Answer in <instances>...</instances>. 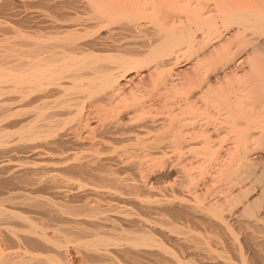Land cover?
Here are the masks:
<instances>
[{"label":"bare ground","instance_id":"1","mask_svg":"<svg viewBox=\"0 0 264 264\" xmlns=\"http://www.w3.org/2000/svg\"><path fill=\"white\" fill-rule=\"evenodd\" d=\"M15 1L18 0H0L1 12H7L9 4ZM37 1L47 4L41 5L54 18L53 22L50 20L52 24L45 18L51 25L45 22L33 25L34 17L29 16L32 22L26 20L25 34L21 31L23 34L15 33V39L11 38L12 34L11 39L0 38V264H199L197 260L203 255L193 261L194 258L183 256L185 251L178 254L180 251L172 248L183 235L186 236L182 237L186 239L183 242H189L188 253H194L190 254L192 257L206 252L210 260H216L214 264H264V237L256 235L262 231L261 224L264 225V156L259 155L264 149L261 121L264 122V113L257 116L256 107L255 111L250 108L256 114L254 118L248 110L257 97L260 99L256 102L263 104L264 64L253 60L264 61V0H59L53 5L55 10L69 9L68 13L71 7L81 4L79 8L86 9L87 15L80 17L77 13L75 18L74 13L68 16L72 12L58 16L45 0ZM38 11L35 13L41 16ZM52 12L57 15L53 16ZM121 34L125 37L117 38ZM255 56L262 58L258 61ZM209 66L214 70L208 69ZM145 91L149 98L145 94L146 101L138 100ZM261 109L264 111L263 106ZM153 110H162L165 115L164 119L160 116L158 126L155 125L158 122L148 125L155 117ZM142 111H149V116L152 113L151 121L147 115L140 116ZM124 120L137 122H131L132 128ZM260 121L261 124L257 123ZM123 122L130 127L126 125L128 129H124ZM220 123L224 127L230 125L231 133L224 130L227 137L221 133L223 136L218 137L221 141L215 140V143L212 142L215 135L211 134L223 129ZM257 128L262 131H252ZM65 132H150V136L151 132H162V135L156 134L157 139L151 144L143 141L145 144L140 146L143 150L158 149L168 137L174 142L172 134L167 135L174 132L177 144L188 148L200 145L201 152L216 159L221 168L217 174L221 175L219 181L227 186L228 180L229 185L223 189L220 182L221 185H215L220 190L215 187L206 190L205 193L216 190L210 191V196L204 192L199 195L198 191L192 197L190 192L198 189L190 188L189 180L186 188L192 189L188 193L191 199L185 198L188 195L184 193L185 197L175 196L176 191L157 200V194L153 195L154 199L153 191H147L151 192L150 199L146 193L142 199L144 192L140 195L138 190L144 191L141 188L144 183L117 177L108 166L104 167L107 164L103 166L118 147L113 145L119 140L111 134L110 139L117 142L112 144L106 138L114 147L110 149L111 156L105 155L107 160L98 155L101 151H95V158L73 153L71 156V152L68 157L66 152L64 159L55 162L52 161L55 158L50 159L53 165L57 162L61 166L65 162L61 168L56 164L58 169L55 167L53 173L41 165L46 159L42 156L50 150L48 156L52 155L55 148V151L61 150L59 154L64 151L65 143L71 142ZM49 144L55 148L49 147L44 155L42 147L48 148ZM131 144L136 150L135 146L140 145L138 137ZM102 147L106 151L104 144ZM122 147L116 149V156L119 150L123 151ZM58 150L53 154H58ZM112 161L107 163L116 165ZM260 163L263 164L261 171L258 170ZM100 165L104 171L99 169ZM69 172H81L89 177L82 180L74 174L64 177ZM249 179L254 180L255 191L261 187L257 198L253 196L257 191L252 189ZM246 180L249 185L246 187L251 186L252 191L243 186ZM145 186L150 190L149 185V188ZM156 210L169 219L163 217L159 223L158 218L151 221L150 213ZM190 215L195 220V215L204 218L201 223H198L199 217L197 222L193 221L197 223L196 229L198 224L205 226L200 225L201 231L193 225V230L185 228ZM233 220L247 224V227L243 225L246 230L254 226L253 231L247 230L245 234L246 244L240 243L243 238L237 237L243 233L236 231L238 235L235 234V225L232 228L230 222ZM260 233L263 236L264 232ZM243 243L247 245H243L246 250L241 246ZM231 247L235 254L230 251ZM236 254L239 263L233 258H237ZM210 264L213 263L210 261Z\"/></svg>","mask_w":264,"mask_h":264},{"label":"rangeland","instance_id":"2","mask_svg":"<svg viewBox=\"0 0 264 264\" xmlns=\"http://www.w3.org/2000/svg\"><path fill=\"white\" fill-rule=\"evenodd\" d=\"M51 1V2H50ZM59 2V0H53V2H52V0H49L48 2L45 0L44 2H46V3H48V6L50 5L51 6V8L53 7L54 8V4H57V2ZM61 1V0H60ZM28 2H31V3H28ZM38 2V3H37ZM56 2V3H55ZM14 3V4H13ZM19 3V4H18ZM26 3V4H25ZM50 3V4H49ZM1 4V3H0ZM13 4V5H12ZM12 4H9V6H8V9L10 10H7V12L6 11H4L5 13H2L1 12V10H0V38H1V40L2 39H8V38H10L12 35H14V36H12L11 38L12 39H15L17 36H15V35H17V34H19L21 31L25 34V32H26V30H25V28L27 29V25H28V23H29V16L30 17H34V18H32V20H33V25H37V24H39V22H45V24H49V22H51L50 20H52V22L54 21V18L53 17H51V16H49L48 14H46V12H45V9L42 7V5H45V4H43V3H39V1H37V0H18V1H15V2H12ZM38 4H40V6L38 5ZM42 4V5H41ZM52 4V5H51ZM54 5V6H53ZM1 6V5H0ZM11 6V7H10ZM45 6H47V4L45 5ZM44 6V7H45ZM76 6H78V7H76ZM79 6H81V4H79V5H75V7L73 6V7H71L70 8V11H68V13L69 12H72V13H67V10H69V9H67V8H65V10L66 11H64L63 9L64 8H61L60 10L61 11H59V10H55V9H50V10H52V11H56V13L58 14V16L60 15V16H62L63 14L65 15L66 13L68 14V16L69 17H71L72 15H73V13H74V18H75V14H77L76 16H80V17H85L86 15H87V13L85 12V11H87L86 9H81V8H79ZM33 7V8H32ZM42 8V9H40V8ZM12 8V9H11ZM37 8H39V9H37ZM46 8V7H45ZM48 8V7H47ZM55 8H57V7H55ZM73 8V9H72ZM75 8V9H74ZM77 8V9H76ZM44 9V10H43ZM35 10V11H34ZM39 10H41L40 12L38 11V14L39 15H41V16H38L35 12H37V11ZM43 10V11H42ZM9 11V12H8ZM13 11H15L14 12V14H13ZM22 11V12H21ZM83 11V12H82ZM12 12V13H11ZM25 12V13H24ZM45 12V14L46 15H48V16H46L45 14H43ZM60 12L62 13V14H60ZM88 12V11H87ZM21 13V14H20ZM32 13H34V14H32ZM40 13H42V14H40ZM54 14V12H52V14H53V16H56L57 14ZM86 13V14H85ZM9 14H13V15H9ZM27 14V15H26ZM71 14V15H70ZM7 15V16H6ZM34 15V16H33ZM63 15V16H64ZM45 16V17H44ZM4 17V18H3ZM16 17V18H15ZM35 17H37V19H35ZM38 17H40V18H42V17H44L43 19H38ZM14 18V19H13ZM18 18V19H17ZM45 18H47L46 20H49V22H47L46 20H45ZM18 20V21H17ZM28 21V23H27V21ZM34 20H36V21H34ZM41 20H44V21H41ZM9 22V23H8ZM38 22V23H37ZM52 22H51V24H52ZM7 24H8V26H7ZM47 24V25H48ZM51 24H49V25H51ZM6 25V26H5ZM26 25V26H25ZM6 27V28H5ZM9 27V28H8ZM14 27V28H13ZM16 27V28H15ZM21 28V29H20ZM3 29V30H2ZM13 29H14V31H13ZM9 30V31H8ZM17 30V31H16ZM16 31V32H15ZM11 32V33H10ZM21 32V34H23ZM6 33V34H5ZM15 33H17V34H15ZM124 34L126 33V32H123ZM12 34V35H11ZM124 34H121V35H117V38H120L121 36V38H123V37H125V36H123ZM5 35V36H4ZM6 36H8V37H6ZM10 38V39H11ZM120 38V39H121ZM18 40H19V37L17 38ZM16 39V41H18ZM207 54H208V52H207ZM210 56V55H209ZM264 56V55H263ZM254 58V57H253ZM257 58V60L259 59H261L262 57H259L258 58V56H255V58L254 59H256ZM258 60V61H259ZM263 60H264V58H263ZM255 63H257V64H259V63H261V65L262 64H264V61H262V62H257V61H255V60H253ZM182 65H184V64H180V65H178V66H182ZM220 65L218 64V66L217 67H219ZM210 67V68H209ZM208 67V69H213V66H209ZM216 67V68H217ZM185 69L184 67H179L178 69ZM240 70H241V67L239 68ZM214 70V69H213ZM213 70L211 71V72H213ZM211 72H209V73H211ZM146 83H147V80H146ZM259 83H261V82H259ZM259 86H262V85H260L259 84ZM260 92H262V90H259ZM141 95H143L142 96V98H140V99H138V100H144V96H145V94H146V91H145V93L144 92H141L140 93ZM253 95V97H254V94H252ZM146 97L147 98H149L148 97V92H147V94H146ZM254 98H256V96L254 97ZM251 99V100H254L255 101V99ZM259 97H257V99H258ZM262 98V103L264 104V102H263V99H264V96H262L261 97ZM223 99V98H222ZM221 99V100H222ZM257 99H256V101H257ZM260 99V98H259ZM147 100H149V99H147ZM144 101H146V100H144ZM255 101V102H256ZM222 102H226L225 101V99H223L222 100ZM251 102L252 101H250V104H251ZM255 102H253V103H255ZM258 102H259V100H258ZM251 104L250 105V107L248 108V110H250V108H251V110H253V109H255V107H256V111L255 110H253V111H255L254 113H257V116H259L262 112L264 113V111H262V106L264 107V105L263 104H261V102H260V104H258L257 102H256V104ZM258 104V105H257ZM235 104H232V106H234ZM253 105V106H252ZM256 105V106H255ZM260 105V106H259ZM258 106H259V108H258ZM254 107V108H253ZM261 107V108H260ZM250 110V111H251ZM264 110V109H263ZM160 111H161V115L159 114L160 113ZM159 112H156V110H153L152 112H154V114H152V115H154L155 117H153L154 119H151L150 120V116H152L151 114H150V116H149V114H148V112L147 111H142V112H144L143 114H142V112H140L141 113V115L140 116H142V118H144L143 117V115H147V116H149L147 119H149V121H151V122H149L150 124H148V125H150V126H154V123L155 122H158L157 124H155V125H157L158 126V124L160 123V121H159V118H160V116L164 119V114H163V112H162V110H160ZM253 111H251V112H249V113H251V115H252V117H254V118H256V114H254L253 113ZM145 112H147L146 114H145ZM248 112H246V115H248L247 113ZM262 113V114H263ZM157 114H159V115H157ZM163 114V115H162ZM259 114V115H258ZM261 114V115H262ZM250 114L248 115V116H251ZM255 115V116H254ZM147 116H145V117H147ZM157 116V117H156ZM159 116V117H158ZM126 117V120H129V119H127L128 118V116H125ZM141 118V117H140ZM141 118V119H142ZM152 118V117H151ZM221 118H224V116H221ZM146 119V118H145ZM156 119V120H155ZM126 120H124V122L126 121ZM155 120V121H154ZM160 120H161V118H160ZM131 121V120H130ZM132 121H134V123H136L137 121L136 120H132ZM131 121V122H132ZM262 121V123L264 124V122H263V120H261ZM261 121L260 122H257V123H259V124H261ZM123 122V124L125 125V127H126V123H124ZM127 123H129L130 125H131V127L132 128H134L133 127V124H131V122H128V121H126ZM151 123H153V125L151 124ZM223 123H227V122H223ZM223 123H220V127H222L221 126V124L223 125V129L222 128H220L219 126H217V128L219 127L220 129H216V132H210V134L212 135V137H213V135H215L213 138H212V142H215V140H217V141H221V140H219L220 139V137H222L223 135L224 136H226L227 137V135H225L226 134V132H228V131H230V132H228V134H230L231 133V126L229 127L228 126V124L226 125L225 124V127H226V129H225V127H224V124ZM123 124H122V128H124L123 127ZM129 124L127 125V127L129 126ZM218 124H219V122H218ZM217 124V125H218ZM134 125H136V124H134ZM227 126L230 128V130H229V128L227 129ZM124 128V129H128V128ZM219 130V131H218ZM221 130V131H220ZM224 130H226V132L224 131ZM260 128L258 129H253L252 131L253 132H260ZM262 131V130H261ZM100 133V134H99ZM107 133V134H106ZM117 133V134H116ZM131 132H78V134H77V132H75V133H73V132H65V134H67V139L68 140H70L71 142V144L69 143H65L67 146H65V149L67 150V151H65V149H64V151H62V152H64V155L62 154V152H61V154H59V152L61 151L60 149L58 150V154H56V155H54L56 152H57V150L55 151V147H53L52 145H47L48 146V148L46 147V149H47V151H46V149H45V147L43 146L42 147V149H44V155H45V153L47 152L48 153V150H49V147H50V149H53V148H55V149H53V151L55 152H53L52 153V155H50V156H48L49 154H50V152H51V150H50V152H49V154L46 156L45 155V157L44 156H42L43 158H46L44 161L42 160V164H41V162H39L41 165H46V170L47 169H51V171H53V173H55V170H56V168H57V166H55L56 164H58L57 162L56 163H54L55 165H53V163H52V161L53 162H55V161H57L59 158L61 159H64L63 157L65 156V153L67 152V154H66V156H73V154L74 155H76V154H78V155H85L86 157H89V158H95L96 157V153H99L100 151H101V153L102 152H104V153H100V154H98V155H101V156H104V157H101V159L102 160H107V157L108 156H111L113 153H111L110 151H112L113 150V146H118V147H116L115 148V151H116V149H120V147H122L123 148V151H122V149L121 150H117L118 152H117V155L121 158H118L119 160L118 161H120V163L121 164H119V162L118 161H116V157H118V156H116V154H115V151H114V156L113 157H115V158H113L112 156L111 157H109L108 158V160H107V162L109 163V162H111L112 161V159H113V163H118V165L120 166H118L117 165V163H116V165L115 164H112V163H110V164H112L111 166H110V164H108L107 162H105L104 164H103V166L104 165H106V166H104V167H109V169H111L112 170V173L113 174H115L117 177H120L121 176V178H128L129 180H131V181H134V180H132V179H135V180H137L138 181V183L139 184H141V182L142 183H144V184H141L142 185V187L141 188H143L144 189V191L141 189V191H139L138 190V193L141 195L143 192V194L141 195V196H144V197H142V199L144 198L145 199V197H146V194H148L147 195V197L150 199V194L149 193H151L152 191V193H151V197H155L156 196V194H157V196L155 197L156 198V200L157 199H161V198H163V197H165V196H168V194H169V192H170V194H169V196H171V194L174 192V191H176L175 192V196H178V194H179V196H181V197H185V195H188V193L195 187V190H197V191H194V193L191 191L190 193H192V194H190V195H192V197H194V195L193 194H195V195H197L198 193H196V192H198L199 191V195H200V193L202 194L203 192H204V194H208V196H210V191H213V190H210L208 193H205L206 192V190L207 189H210L211 187H213V189H214V187H215V185L217 186V184L218 183H220L221 181H219L220 179H221V175L220 176H218L219 175V173H221V168L219 167V164H218V161L216 160V159H214V158H212L208 153V155L212 158H210L209 159V156H205V155H207V154H205V153H203V152H201L199 149H201L200 148V145H198V146H191V148L189 147H186L185 145H182V144H177V142H176V137H175V135H173V133L174 132H170V133H167V135L168 136H170L171 137V134H172V140L174 141V142H172V141H170L171 140V138H169L168 136V139H166L167 141L166 142H168L167 143V145H165L166 144V142L163 144H161L160 146H159V151H158V149H151V150H149V149H145V150H143V149H141V147L140 146H143V143L145 144V142H143V141H146L147 143L146 144H151L153 141L155 142V138L157 139V137L156 136H158L159 134H161L162 132H151V136H150V132L148 133V132H132L131 134H130ZM146 133V134H145ZM159 133V134H158ZM215 133H217V134H215ZM221 133H223V135L221 134ZM103 134H104V137H103ZM106 134V135H105ZM109 134V135H108ZM110 134L113 136H111L112 138H114V137H117V138H114V139H116L117 141H118V144L116 143L117 141L116 140H113L112 138L110 139ZM156 134H158V135H156ZM175 134H177V132H175ZM219 134V135H218ZM70 137H69V136ZM102 135V136H101ZM108 135V136H107ZM122 135V136H121ZM124 135V136H123ZM142 135H145V136H142ZM150 137H149V136ZM162 135V134H161ZM208 135H209V132H208ZM81 136V137H80ZM106 136V137H105ZM129 136V137H128ZM131 136V137H130ZM133 136V137H132ZM217 136V137H216ZM220 136V137H219ZM98 137H100V138H98ZM103 137V138H102ZM109 137V138H108ZM122 137H124V138H122ZM137 137H138V141L140 140V145L139 146H135V149L136 150H134V146H132V145H134V144H131L130 145V143H132V142H134L135 143V139H137ZM147 137V138H146ZM218 137H219V139H218ZM75 138V139H74ZM98 138V139H97ZM110 139L111 141H109L108 140V142H107V139ZM120 138V139H119ZM145 138V139H144ZM152 138V139H151ZM154 138V139H153ZM174 138V139H173ZM215 138V139H214ZM87 139V140H86ZM104 142V140H106V142L108 143H102V141ZM104 139V140H103ZM126 139V140H125ZM213 139H214V141H213ZM222 139V138H221ZM224 139V138H223ZM222 139V140H223ZM74 140H76V141H73ZM92 140H93V142H92ZM149 140V141H148ZM13 141H14V139H13ZM95 141V142H94ZM98 143H100V144H98ZM101 141V142H100ZM120 141H123V142H120ZM126 141V142H125ZM137 141V140H136ZM142 141V142H141ZM152 141V142H151ZM15 142V141H14ZM14 142H12V143H14ZM91 142V143H90ZM112 144H115V145H111V143ZM115 142V143H114ZM219 142H217V143H219ZM98 145H97V144ZM120 143V144H119ZM123 143V144H122ZM129 143V144H128ZM216 143V142H215ZM82 144V145H81ZM83 144L85 145L84 147H83ZM102 144H104V148L106 149V151L104 150H102L103 149V147H102ZM105 144H106V146H105ZM127 144H128V146H127ZM168 144H169V146H168ZM176 144V145H175ZM71 145V146H70ZM76 145V146H75ZM81 145V146H80ZM97 145V146H96ZM100 145H101V147H100ZM163 145V146H162ZM179 145H181V146H179ZM217 145V144H216ZM108 146V147H107ZM110 146H111V148H110ZM120 146V147H119ZM126 146V147H125ZM164 146H165V148H164ZM71 147V148H70ZM80 147H82V148H80ZM128 147V148H127ZM129 147H132V148H129ZM194 147H196L195 148V150H193V148ZM197 147H198V149H197ZM72 148H74V149H72ZM125 148H127V149H125ZM162 148V149H161ZM164 148V149H163ZM180 149V151H179V149ZM182 148H183V150H182ZM186 148V149H185ZM215 148H217L216 146H215ZM41 149V148H40ZM70 149V150H69ZM110 149H112V150H110ZM173 149H175V150H173ZM191 149V150H190ZM260 149H261V147H260ZM88 150V151H87ZM91 150H94V151H91ZM133 150V151H132ZM157 150V151H156ZM181 150L183 151V152H181ZM193 150V151H192ZM198 150V151H197ZM202 150H204V149H202ZM262 150V149H261ZM79 151H80V153H79ZM81 151H83V152H81ZM86 153H85V152ZM95 151H96V153H95ZM99 151V152H98ZM148 151V152H147ZM151 151V152H150ZM165 151V152H164ZM177 151V152H176ZM187 151H189V152H187ZM196 151L199 153V152H201V153H199V155H198V153H196ZM257 151H260V150H258L257 149ZM71 152V154L70 155H68L69 153ZM89 154H88V153ZM110 152V153H109ZM113 152V151H112ZM126 153V154H128L129 155V157L126 155V154H124V153ZM128 152H130V153H128ZM145 154H144V153ZM160 152V153H159ZM204 152H205V150H204ZM264 149H263V151H261L260 153H259V155H263L264 156ZM73 153V154H72ZM82 153V154H81ZM93 153V154H92ZM140 153V154H139ZM153 153H154V157H151V156H153ZM156 153V154H155ZM170 153V154H169ZM176 153V154H175ZM181 153H182V155H181ZM191 153V154H190ZM262 153V154H261ZM95 154V155H94ZM110 154V155H109ZM123 155V156H126L125 158L123 157V156H120V155ZM132 154V155H131ZM162 154V155H161ZM178 154V155H177ZM203 155V156H201V155ZM43 155V154H42ZM54 155V156H53ZM57 155L58 156H60V157H58V158H56L57 157ZM105 155L107 156V157H105ZM135 157H134V156ZM141 155H142V157H141ZM164 155H166V156H164ZM168 155V156H167ZM17 156H18V153H17ZM63 156V157H62ZM66 156H65V158H66ZM94 156V157H93ZM159 156H161V157H159ZM180 156V157H179ZM97 157H99V156H97ZM145 157H147V158H145ZM183 157V158H182ZM204 157V158H203ZM42 158V159H43ZM52 158H55V159H53L52 160ZM104 158H106V159H104ZM136 158V159H135ZM140 158V159H139ZM142 158H144V159H142ZM153 158V159H152ZM162 158H163V160L165 161V162H163L162 161ZM170 158V159H169ZM179 158V159H178ZM185 158V159H184ZM52 161H51V160ZM59 159V160H60ZM109 159L111 160V161H109ZM125 159V160H124ZM152 159V160H151ZM166 159H169V160H166ZM194 159V160H193ZM201 159V160H200ZM15 160V159H14ZM55 160V161H54ZM134 160V161H133ZM157 160L159 161L158 163H157ZM180 160V161H179ZM205 161V163L203 162V161ZM206 160L208 161V162H206ZM16 161V160H15ZM103 161V162H104ZM142 161V162H141ZM156 161V162H155ZM163 163H162V162ZM214 161V162H213ZM49 162V163H48ZM125 162V163H124ZM130 162H131V164H130ZM132 162H134V164H138V165H134ZM137 162V163H136ZM168 162V163H167ZM171 162V163H170ZM180 162V163H179ZM191 162V163H190ZM201 162V163H200ZM214 163L215 164V162H216V164H217V166H216V164L214 165V164H212V163ZM65 162H62L61 163V166L64 164ZM127 163V164H126ZM170 163V164H169ZM60 164V163H59ZM58 164V165H59ZM129 164V165H128ZM148 164V165H147ZM158 164H159V166H158ZM182 164V165H181ZM200 166H199V165ZM210 166H209V165ZM261 164V163H260ZM258 164L259 166H258V170L259 171H261V168H263V164ZM114 165V166H113ZM123 165V166H122ZM128 165V166H127ZM131 165H132V167H131ZM162 165V166H161ZM198 165V166H197ZM263 165V166H262ZM52 166V167H51ZM60 166V165H59ZM58 166V167H59ZM61 166H60V168H61ZM156 166H157V168H156ZM165 166V167H164ZM185 166H186V168L187 169H185ZM213 166H214V168H213ZM260 166H262V167H260ZM45 167V166H44ZM47 167H49V168H47ZM55 169H54V168ZM103 167V168H104ZM113 167H115V168H113ZM139 167V168H138ZM150 167V168H149ZM165 168V170H164V168ZM170 167H171V169H170ZM209 167H211L210 169H208ZM260 167V168H259ZM101 168V169H100ZM102 168V165H100V167H99V169L101 170V171H104V169ZM120 170H119V169ZM121 168H122V170H121ZM124 168V169H123ZM138 168V169H137ZM181 168V169H180ZM204 168H205V170H204ZM220 169L219 171H218V169ZM58 169V168H57ZM96 169H98V167H95V170ZM98 169V170H99ZM103 169V170H102ZM106 169H108V168H106ZM106 169H105V171H106ZM108 169V170H109ZM116 169V170H115ZM135 169H137L136 171H135ZM150 169V170H149ZM154 169V170H153ZM163 170V171H162ZM184 170H186V171H184ZM203 170V171H202ZM211 170H212V172H211ZM97 171V170H96ZM121 171V172H120ZM146 171V172H145ZM181 171H184V172H181ZM206 171H207V173H206ZM115 172V173H114ZM145 172V173H144ZM171 172V173H170ZM180 172V173H179ZM192 172V174H190V175H187V173L189 174V173H191ZM201 172V173H200ZM70 173V172H69ZM76 173V174H75ZM78 172H72V173H70V174H66V176H64V177H71V175L73 176V174H74V176L75 177H79V176H81V177H79V180H82L83 178L85 179V178H88L89 176H87V175H85L84 173H81V172H79V174H77ZM90 173V172H89ZM89 173H88V175H89ZM94 173V176H98V173L97 172H93ZM105 172H103V174H104ZM117 173V174H116ZM136 173V174H135ZM205 175H204V174ZM96 174V175H95ZM102 174V173H101ZM102 174V175H103ZM106 174V173H105ZM104 174V175H105ZM183 174V175H182ZM218 174V175H217ZM70 175V176H69ZM87 176V177H85V176ZM93 175V174H92ZM179 175V176H178ZM192 175V176H191ZM196 175V176H195ZM203 175V176H202ZM106 176V175H105ZM108 176V175H107ZM112 177L113 175L111 174V175H109V177ZM141 176V177H140ZM187 177V178H183V177ZM192 177H193V179H192ZM217 177V178H216ZM218 177H220V178H218ZM81 178V179H80ZM139 178V179H138ZM182 178V179H181ZM209 178V179H208ZM215 178V179H214ZM76 179V178H75ZM143 181H142V180ZM145 179V180H144ZM158 179V180H157ZM184 179V180H183ZM200 179V180H199ZM217 179V180H216ZM223 179V178H222ZM224 179H229V177H226V178H224ZM223 179V180H224ZM252 179H254L253 177H252ZM252 179H249V180H251L250 182L252 183V182H254V180L252 181ZM181 180V181H180ZM189 180H191V184L190 185H192L191 187H190V185H189V187L190 188H192L191 190H189L190 188H186V187H188L187 186V184L189 183V182H187V181H189ZM216 182H215V181ZM248 180V181H249ZM140 181V182H139ZM147 181V182H146ZM149 181V182H148ZM156 181V182H155ZM183 181L184 182H186V183H183ZM195 183H194V182ZM198 181V182H197ZM204 181V182H203ZM215 182V183H213V182ZM227 181V183L226 184H228L229 185V182H228V180H226ZM229 181H230V179H229ZM231 181H234V180H232L231 179ZM237 181V180H236ZM224 182V181H223ZM223 182H221L222 183V185H224V186H222L221 184H218V185H221V187L224 189V187L225 188H227L228 187V185L226 186L225 184H223ZM245 183H243V186L245 187V188H247L246 187V185L247 186H249L248 185V183H247V180L246 181H244ZM145 183H147V184H145ZM156 183V184H155ZM158 183V184H157ZM170 183V184H169ZM177 183V184H176ZM193 183H194V185H193ZM202 183V184H201ZM233 183V182H232ZM250 183V185L252 186V189H254V191H255V188L253 187V184L254 183H252L251 184ZM172 184V185H171ZM174 184V185H173ZM184 184V185H183ZM185 184H186V186H185ZM213 184V185H212ZM245 184V185H244ZM145 185H149L150 186V190H148L147 189V187L145 186ZM156 185V188L154 187ZM143 186H145V187H143ZM149 186H148V188H149ZM159 186V187H158ZM174 186V187H173ZM177 186V187H176ZM185 186V187H184ZM205 186V187H204ZM240 186H242L241 184H240ZM250 186V187H251ZM153 187V188H152ZM160 187H162L161 189H164V190H161L160 189ZM167 187V188H166ZM175 187H176V190H175ZM179 187V188H178ZM180 187H183V188H180ZM199 187V188H198ZM220 186H218V188L217 187H215V189L218 191V190H220V188H219ZM243 187V190L245 189ZM250 187H248L247 189H251ZM260 187V186H259ZM259 187H256V188H258V189H261V187L259 188ZM145 188H146V190H145ZM154 188H155V190H154ZM237 188V187H236ZM239 188V187H238ZM238 188L236 189V190H238ZM242 188V187H241ZM212 189V188H211ZM235 189V188H234ZM252 189H251V191H252ZM258 189H256V191L258 190ZM181 190V191H180ZM216 190H214L213 192H215ZM240 190V189H239ZM246 190V189H245ZM147 191H151V192H148V193H146ZM254 191L253 192H251V194H253L254 193ZM255 191V192H256ZM258 191H261V190H258ZM258 191L256 192V193H254V198H257V197H255L256 195H258L259 193H258ZM160 192V193H159ZM179 192H182V194L181 193H179ZM146 193V194H145ZM162 193V194H161ZM167 193V194H166ZM183 193L185 194V195H183ZM238 193V192H237ZM236 193V194H237ZM161 194V195H160ZM165 194V195H164ZM181 194V195H180ZM153 195H155V196H153ZM160 197H159V196ZM164 195V196H163ZM178 196V197H179ZM249 196L251 197L252 195H250L249 194ZM253 196L251 197V199L253 200ZM157 197H159V198H157ZM153 198H151V199H153ZM154 198V199H155ZM185 198H189V199H191L190 197H189V195H188V197H185ZM147 199V198H146ZM156 213L158 212V214L156 215V213H154V211H153V214H152V212L150 213L151 215H153V216H151L150 215V219H151V221L152 220H155L156 221V219H157V221L156 222H161L162 220H164V219H166V217H168V216H163L162 215V213H161V215H160V210H156L155 211ZM155 214V215H154ZM193 215V214H192ZM192 215H190L189 216V218L190 217H192ZM157 216V217H156ZM160 217V219H159V217ZM194 216V215H193ZM197 215H195V218H196V220L198 219V217H199V219H202V220H199L198 219V223H201L203 220H204V218H201L200 216H197ZM156 217V218H155ZM163 217H165L164 219H163ZM152 218H154V219H152ZM189 218H188V222L187 223H189L188 224V227H186L187 226V223H186V226H185V228L188 230V228H190V227H192L191 229L193 230L194 228H195V230H197L199 227V231H201L202 229V227L204 228L205 226H203V225H201V224H198L199 226H198V228L196 229V227H197V223L195 224L194 222H197L195 219H194V217H192V218H190V221L191 222H193L194 224H192L191 222H189ZM167 219H169V217L167 218ZM237 220V219H236ZM236 220H233V221H230L231 222V225H232V228H233V226L235 227V228H237V229H239V231L237 230V229H235V228H233L234 229V231H235V234L236 235H238V233L237 232H239V234L240 233H243L241 236H237V237H241V238H243L244 239V237H245V234H246V232H247V230L244 228V226H246V225H244V224H242L243 222L241 221L240 222V220H239V222H238V224L236 223L237 221ZM183 223V222H182ZM234 223V224H233ZM185 224V223H184ZM240 224H242V225H240ZM189 225H191V226H189ZM194 226V228H193V226ZM202 227H201V226ZM236 225H240V226H236ZM244 225V226H243ZM242 226H243V228H242ZM253 226V225H252ZM264 226V225H263ZM262 226V224H261V227H263ZM158 227H160V224L158 225ZM242 228L241 230H240V228ZM247 227V226H246ZM261 227H260V230H262L263 232H264V227H263V229H261ZM253 228H254V226H253ZM253 228L250 230V228H249V230H248V232L249 231H253ZM246 230L245 231V233H244V230ZM187 230H184V231H187ZM242 230H243V232H242ZM237 231V232H236ZM241 231V232H240ZM262 231H260V232H262ZM260 232H258L256 235H258V234H260V237H264V234H263V236H261L262 235V233H260ZM183 235V234H182ZM181 236V235H180ZM180 236H176V237H179L180 238ZM182 237H185L186 238V236H182ZM181 237V240H178V242L180 243V245H179V243H177V241L175 242V243H173L172 244V248L177 252V250L178 251H180V252H177L178 254H181V252L182 251H185L184 252V254H183V256L185 257V258H188L189 256V259L190 260H192V258H194L193 259V261L195 260H197L198 258H201V256L203 255V257H205V255H206V257L209 255L208 253L206 254V252H203V253H201L200 254V256L199 255H197L198 257L196 258V256L194 257H192V255L194 254L193 252H190V253H188V243L189 242H183L184 240H186L185 238H182ZM259 236H257V240H259V242H261V240L259 239L260 238ZM261 238V239H262ZM243 239H238L239 241H240V243H242V242H244L245 244H246V239H244V241H243ZM242 240V241H241ZM182 241V242H181ZM238 241V242H239ZM262 241H264L263 239H262ZM185 243V245L184 246H182V244H184ZM240 243H238L239 245H240ZM244 243L241 245V246H243L244 245ZM179 245V246H174V245ZM187 244V245H186ZM191 245V244H190ZM187 246V247H186ZM228 246V245H227ZM244 246H246L247 247V245H244ZM243 246V247H244ZM219 247H221V246H219ZM183 248H184V250H183ZM187 248V249H186ZM191 249V250H190ZM244 250H246V248L244 247L243 248ZM189 251H193L192 250V248H189ZM231 252L232 251H234V249L231 247V250H230ZM188 253V254H187ZM190 254H192V255H190ZM233 254H235V251L233 252ZM231 255H232V253H231ZM232 256H234V255H232ZM237 258H235V257H233L234 259H235V261L236 262H238L239 263V261H240V259H239V257L237 256V254L235 255ZM202 257V258H203ZM205 257V258H206ZM201 258V259H202ZM205 258H203L202 260L201 259H198L197 261L199 262V260H200V263L199 264H210V261H211V263H213L214 264V261H216V260H210V257H207L206 259ZM209 258V259H208ZM237 259H239V260H237ZM205 260V261H204ZM210 260V261H209ZM197 262V263H198ZM173 262H171V264H172ZM216 263V262H215ZM41 264H44V263H41Z\"/></svg>","mask_w":264,"mask_h":264}]
</instances>
